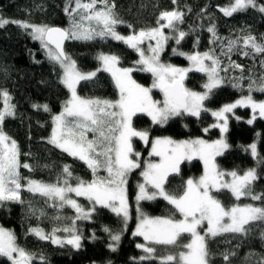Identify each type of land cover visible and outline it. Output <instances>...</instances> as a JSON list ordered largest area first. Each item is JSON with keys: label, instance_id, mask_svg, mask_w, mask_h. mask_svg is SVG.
<instances>
[{"label": "snow or ice", "instance_id": "1", "mask_svg": "<svg viewBox=\"0 0 264 264\" xmlns=\"http://www.w3.org/2000/svg\"><path fill=\"white\" fill-rule=\"evenodd\" d=\"M114 8L115 3H109V0H68L65 12L70 26L66 29L0 18V27L14 23L26 31L30 30L29 34L34 40L40 41L48 58L61 68V83L68 89L70 97L65 101L63 110L52 117L53 127L48 142L82 161L92 173V179L84 181L74 177L70 166L65 165L56 183L36 180L22 183L25 178L20 169L31 168L29 164L21 162L17 141L3 130L5 119L14 115L15 105L10 103L8 91L0 90V97L4 100V108L0 110V204L22 203L21 192L27 190L51 201L53 207L74 209L76 216L71 227L55 228L51 233L33 227L30 232L41 240H49L61 247L70 245L79 249L83 237L76 229L75 222L90 219L96 211V205L109 208L123 220L126 228L131 218L128 177L135 170L142 169L140 176L143 182L137 185L138 193L135 197L138 222L133 232L134 236L144 240V243L136 245L145 253L139 258L140 261L158 260V264H210L209 238L226 233L247 235L254 223H264V204L256 206L236 203L226 207L213 194L227 190L236 201L250 198L264 202V194L258 195L253 191V185L259 178L255 168L240 174L235 170L225 172L216 164V158L230 147L224 135L228 132L230 115L236 120L241 119L235 115L237 108L251 109L252 116L246 121L249 125L253 124L257 116L264 119V101L255 100L251 94L254 90L264 93V79L259 85L252 81L248 87V95L233 103L224 104L218 110H210L205 102L211 101L215 90L224 83L219 75L220 71L227 70L221 68L219 58L210 52L186 53L173 48L175 55L183 56L190 62L189 67H177L161 61V53L167 42L175 40L180 45L187 35L177 28V23L183 22L184 14L178 10L163 11L157 20V27L141 29L124 36L116 30L117 25L124 22L116 16ZM250 8L264 13V4L258 5L257 0H232L230 5L220 10L225 16H232ZM165 29L175 34L166 35ZM208 31L212 33L214 42L219 39L214 26ZM97 37H110L135 51L139 58L134 66L121 67L120 56L100 53L97 57L99 66L94 71L80 70L76 61L65 51V41H92ZM145 41H148L146 47L143 46ZM234 49L246 57L264 54V38L258 42L255 37L248 35L242 38V43L240 39H229L227 51L222 54L228 55ZM261 64L264 66V60ZM229 66L243 71L242 66L231 62L230 57ZM193 71L206 76L202 92L185 86L188 74ZM99 72L110 75L117 90L115 100L82 97L78 94L77 86L82 81L94 80ZM134 72L151 74V86L145 87L133 79ZM233 87H240L239 80ZM153 90L161 93L163 98L155 99ZM42 107L44 111H49L47 105ZM209 111L216 121L210 128H217L221 133V138L212 142L201 138L182 141L170 137L150 138L148 129L133 126V118L138 114L150 117L153 125L163 126L175 117L188 115L200 118L202 113ZM209 130L204 129L205 132ZM134 138L142 141L145 146H150L149 159L143 163L141 152L134 147ZM245 151H250L257 163H264L257 143L250 144ZM194 159L202 161V175L188 178L178 194L168 191L166 185L169 178L180 175L181 165ZM101 171L106 175L101 176ZM73 194L88 200L91 208L82 207L73 198ZM157 198L172 205L180 218L175 215L149 216L140 209V201H154ZM61 231L68 233V236L62 239L56 235ZM104 231L109 233L113 242L109 245L110 249L116 251L121 232H114L108 227ZM261 236L264 238V232ZM158 246L165 254L157 255ZM0 257L6 258L10 264H32L34 259L32 254L19 246L15 233L3 227H0ZM228 258L225 254L224 260L227 261Z\"/></svg>", "mask_w": 264, "mask_h": 264}, {"label": "trees", "instance_id": "2", "mask_svg": "<svg viewBox=\"0 0 264 264\" xmlns=\"http://www.w3.org/2000/svg\"><path fill=\"white\" fill-rule=\"evenodd\" d=\"M112 2L115 3L116 16L124 22L117 25L116 30L124 36L141 29L157 27V20L163 11L178 10L184 14L183 22H178L177 28L187 35L180 45H177L175 40H169L161 60L179 66L187 65V59L175 55L173 48L186 53L210 52L219 58L221 68L227 70L220 71L224 83L215 90L212 100L205 102V106L210 110H218L224 104L248 95L249 84L255 81L256 85H259L264 79V66L261 64L264 54L246 57L236 49L228 55L222 54L227 51L229 39H240L242 43V38L248 35L255 37L258 42L264 38V13L257 9L250 8L232 16H225L220 9L230 5L232 0H175V3L173 0H109V3ZM67 4L68 0H0V18L67 28L70 26L68 14L65 12ZM257 4H264V0H257ZM213 26L219 37L215 42L212 33L208 31ZM29 33L30 30L26 31L14 23L0 27V90H7L11 97L10 103L15 105L14 115L5 119L3 130L17 141L21 151V162L30 165L31 170L20 169L22 177L25 178L22 183L26 184L27 180L56 183L65 165L70 166L74 177L90 181L91 170L82 161L48 142L53 127L52 117L62 110L70 93L61 83L62 70L59 65L48 58L40 41L34 40ZM107 39L110 52L120 56V65L133 67L138 54L122 42L110 37ZM69 45L68 41L67 50L70 49ZM229 57L231 62L241 65L243 71L230 67ZM105 75L111 79L109 75ZM134 76L146 85L152 83L149 73L134 72ZM238 80L240 87H233ZM205 82L204 73L193 71L187 76L188 86L195 91H202ZM251 94L255 100L264 101V93L254 90ZM43 105H47L49 111H44ZM3 108L4 100L0 97V110ZM235 114L241 117V121H246L252 116L250 108H237ZM234 121L235 118L231 117V128ZM215 122L210 111L202 113L200 118L188 115L175 117L163 126L153 125L151 119L143 114L133 118L134 127L148 129L150 138L203 137L207 140H216L220 138L221 133L217 128H210ZM253 127L264 132V119L257 117ZM205 128L210 130L205 132ZM135 149L146 153L148 147L136 139ZM103 173L101 171L100 175ZM138 173L133 172L129 179L128 196L132 209L131 220L126 228L123 220L109 208L95 207L96 211L92 213L90 219L75 222L76 229L83 237L79 249L70 245L61 247L49 240H41L30 232L33 227L43 229L45 233H51L55 228L71 227L76 213L70 207L62 209L53 207L51 201H46V198L27 190L21 192L22 203L0 204V224L11 229L17 237L19 246L32 254L34 257L32 264H158V261H140L139 258L145 254L136 247L140 238L132 234L138 214L135 202ZM202 173L203 165L200 160L185 162L181 165L180 175L170 177L166 188L178 194L188 178H197ZM258 177L253 185V191L260 195L264 194V178L260 175ZM213 194L226 207L236 203L256 206L264 204L250 198L236 201L227 190ZM77 200L83 206H91L84 197H77ZM139 207L150 216L175 215L176 218H180L173 206L162 198L140 201ZM105 227L114 232H121V240L116 251L109 247L113 242L109 233L104 231ZM251 227L252 230L247 235L226 233L209 238L210 264H264V238L261 236L264 232V223L256 222ZM66 234L62 231L56 233L59 236ZM225 254L229 257L227 261L224 260ZM0 264L10 262L0 257Z\"/></svg>", "mask_w": 264, "mask_h": 264}, {"label": "rangeland", "instance_id": "3", "mask_svg": "<svg viewBox=\"0 0 264 264\" xmlns=\"http://www.w3.org/2000/svg\"><path fill=\"white\" fill-rule=\"evenodd\" d=\"M258 5H261V4H258ZM72 6L74 7V4ZM68 27L69 26H67V28ZM164 31H165L166 35H170V36L174 35V33L172 31H170L169 29H165ZM69 42H70V45H69L70 49L67 50V46H66L67 54L70 55L72 57V59H74L76 61L78 68L82 71H85V72L94 71L99 66V61H98L97 57L100 53L114 54V53L110 52L109 41L107 38L100 39L99 37H97L95 40H92V41L69 40ZM147 43H148V41H145V45H143V46L146 47ZM152 43L154 44L155 41H152ZM165 48H166V46H165ZM195 52H198V51H195ZM200 53H204V52H200ZM162 54L163 53H161V58H162ZM114 55H116V54H114ZM173 65H175L177 67H189L190 62L188 61L187 65H182V66H179L176 64H173ZM121 67H123V66H121ZM105 74L109 75L106 72H99L97 74V77L94 80L82 81L77 86L78 94L81 95L82 97H91V98L99 97V98H106V99L115 100L117 98V90L114 87V83H113L112 79H109ZM219 75H220V73H219ZM133 79H135L138 83L144 85L145 87H150L152 84L151 83L150 85H146L143 82L139 81L134 76V73H133ZM185 86L191 90H194L188 86L187 79L185 80ZM202 91H204V89ZM202 91H200V92H202ZM153 95H154L155 99H162L163 98L162 94L156 90H153ZM231 103H233V102H231ZM62 110H63V108H62ZM55 115H57V114H55ZM231 117L234 118V116H232V115H231ZM231 117H229L228 132L224 134L226 136L227 142L230 145V147L224 152L223 155L218 156L216 158V164L218 165V167L221 170H223L225 172L235 170V171H238L240 174H243L245 171H247L250 168H255L258 176L260 175L264 178V163H257V160L251 156L250 151H245V148L247 146H249L250 144L255 142V143H257V148H258V152H259L260 156L264 157V132L257 131L253 127V124L249 125L246 122L247 120L241 121V120L235 119V121L233 122V125H232L233 128H231V122H230ZM257 117H259V116H257ZM231 129H232V132H230ZM229 132H230V134H229ZM89 138H91V134H89ZM197 138L207 140L203 137H197ZM197 138H193V139H197ZM220 138H221V136H220ZM220 138H218V139H220ZM172 139H174V138H172ZM135 140H136V138H134V140H133L134 147H135ZM174 140L182 141V140H190V139H174ZM207 141L212 142L214 140H207ZM142 144L144 145L143 142H142ZM147 147H148V150L146 153H144L142 150L136 149L137 151L141 152V154H142L141 155L142 163L144 160L149 159L148 152L150 151V146H147ZM152 159H155V158H152ZM201 163H202V161H201ZM202 165H203V163H202ZM141 170L142 169L135 170V171L139 172L138 173L139 179H137L138 182L136 184L135 197L138 193L137 185L139 183L143 182V178L140 176ZM103 175H106V173H103ZM103 175H101V176H103ZM131 175H132V173L130 174V176ZM130 176L128 177V184H129ZM73 198L77 200V197H75L74 194H73ZM77 201H78V203H80L79 200H77ZM128 202H129V211H130V217H131L132 204H131V200H130L129 196H128ZM135 202H136V199H135ZM136 204H137V202H136ZM80 205L82 207H84L85 209L91 208V206L90 207L85 206V205L83 206L81 203H80ZM99 206L100 205H96L95 207H99ZM130 220H131V218L129 219L128 223L130 222ZM137 222H138V214H137V220L135 222V226L132 230V234L135 231ZM0 227H3V226L0 224ZM3 228L12 231L9 228H6V227H3ZM67 236H68V233L66 234V236H60V237L63 239V238H66ZM139 238H140L139 243H144L143 238L142 237H139ZM184 240L186 242V240H187L186 236H185ZM162 254H165L164 250L158 246L157 255L159 256ZM155 261H158V260H155Z\"/></svg>", "mask_w": 264, "mask_h": 264}, {"label": "water", "instance_id": "4", "mask_svg": "<svg viewBox=\"0 0 264 264\" xmlns=\"http://www.w3.org/2000/svg\"><path fill=\"white\" fill-rule=\"evenodd\" d=\"M53 27H59V28H64V27H61V26H53ZM69 41V40H68ZM68 41H65V43H64V48H65V51H66V46H67V42Z\"/></svg>", "mask_w": 264, "mask_h": 264}]
</instances>
